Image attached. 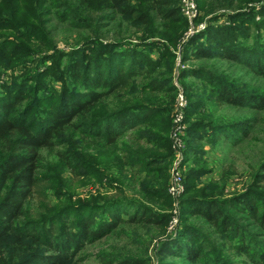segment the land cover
Wrapping results in <instances>:
<instances>
[{
	"label": "trees",
	"instance_id": "obj_1",
	"mask_svg": "<svg viewBox=\"0 0 264 264\" xmlns=\"http://www.w3.org/2000/svg\"><path fill=\"white\" fill-rule=\"evenodd\" d=\"M178 1L0 0V71L23 68L0 85V264H77L86 245L122 234L135 240L143 228L164 237L159 264H264V158L238 192H225L232 171L223 170L219 184L201 180L211 171L205 144L234 146L254 125L249 116L211 115L224 105L264 111V90L187 64L219 59L264 78V4L243 10L249 0H224L234 7L225 22H218L221 14L208 17L182 44L183 154L194 159L183 180L179 229L166 235L172 49L188 27ZM212 2L196 5L206 15ZM52 14L78 28L96 26L61 49L50 35ZM115 19L136 41L100 36L99 22ZM43 149L56 156L55 165L42 162ZM88 184L98 187L81 197L77 189ZM194 217L209 230L189 221ZM98 255L107 264H149Z\"/></svg>",
	"mask_w": 264,
	"mask_h": 264
},
{
	"label": "rangeland",
	"instance_id": "obj_2",
	"mask_svg": "<svg viewBox=\"0 0 264 264\" xmlns=\"http://www.w3.org/2000/svg\"><path fill=\"white\" fill-rule=\"evenodd\" d=\"M73 3V0H69ZM179 2V1H178ZM262 4H264V0H249L246 2L242 9L245 10L249 7H254L255 9L259 8ZM212 6L214 9L210 14H204V11L197 7V17L192 21L191 26L188 25L187 28L192 29V33L189 35L196 33L193 32L195 27L198 24L205 22L208 17L214 16L215 14H221L218 22H225V17L227 13L234 10V7L225 6L224 0H213ZM89 11H79L82 16H89ZM94 13L91 14L93 16ZM203 19L199 20L198 16H202ZM118 19L115 20H106L100 21L97 28L100 33V36L105 40L116 39L117 37H125L129 38L132 41H136L135 33L132 28H129L125 22L119 24ZM96 26V23H91V29ZM50 29V35L56 42L57 46L61 49H69L70 46L77 45L81 43L83 38L92 35V30L89 28H78L69 22H62L59 20L57 16L52 14L51 20L48 25ZM204 29V28H203ZM202 29V30H203ZM201 31V30H200ZM182 37L180 42L176 46L175 49H172L175 53V65L172 70L171 82L176 87V94L179 90L182 91V84L178 80L177 76L179 74V70L184 66L181 63V48L182 44L189 37ZM154 55V53H153ZM156 55V53H155ZM154 55V56H155ZM187 64H192L195 66H200L210 71L216 73H224L230 76H238L240 80L246 81L247 84L252 86H257L260 90H264V78L251 76L248 71H245L242 67L233 64L229 61H223L219 59L212 60H198L191 61ZM23 68L20 66L16 67L13 70L10 69H2L0 71V85L8 84L11 82V76L18 75ZM194 82H197L194 79H191ZM199 85V89L203 90L201 83H197ZM205 90V88H204ZM204 92V91H203ZM202 92V93H203ZM184 95V94H183ZM185 97V96H184ZM186 99V98H185ZM187 102V101H186ZM207 104V103H206ZM210 104L208 103L206 106V111L210 113ZM215 109V108H214ZM185 110V109H184ZM211 114V113H210ZM184 116V111H183ZM213 119H240L245 118L246 116L254 118L253 128L250 130L247 138L243 141H239L231 146L229 144L220 143V145L211 147L209 144H205L204 149L206 153L203 155V158L206 159L207 166L211 169V171L202 177V181L209 182L213 181L216 183H220L221 175L223 170L232 171L233 174L227 175L224 178L225 181V192L232 193L238 192L241 190L244 182L248 181L250 178V173L253 168L257 167L260 161L264 158V111H250L249 109H240L230 106H221L219 107L212 115ZM184 136V134H183ZM184 141V140H183ZM42 154V162L48 164L49 166L55 165L57 158L52 152H48L43 149L41 151ZM180 157L177 159L176 156L172 158L171 167L174 164L177 165V170L182 177L183 182V191L179 196H171L172 207L169 212L171 216L176 218V222L169 228L170 222L167 225V236H174L179 229L180 224V197L184 192V176L186 171L193 165V159L189 158L188 160H184L183 151L179 155ZM176 162V163H175ZM169 183L171 181L170 171H169ZM96 186L86 185L84 187H80L77 189L78 194L81 197H84L89 192H95ZM171 217V219H172ZM190 222L195 223L198 226L203 227V230H209V228L203 224V221L199 217H194L189 219ZM173 223V222H172ZM139 234L141 237L138 239H133L132 237L122 234L121 236H108L100 239L99 241L94 242L93 244L86 245L84 250L82 251V255L87 256L85 259L79 261L77 264H107L105 263L100 256L99 252H107V253H117L123 255H132L137 256L139 258L146 259L149 264H159V256L157 252V247L159 243L163 240V236H160L156 231L149 232L145 228L139 230ZM166 237V236H165ZM170 258V257H168ZM171 259V258H170ZM240 260V259H238Z\"/></svg>",
	"mask_w": 264,
	"mask_h": 264
},
{
	"label": "built area",
	"instance_id": "obj_3",
	"mask_svg": "<svg viewBox=\"0 0 264 264\" xmlns=\"http://www.w3.org/2000/svg\"><path fill=\"white\" fill-rule=\"evenodd\" d=\"M179 12L183 18L186 19L188 25L191 26L192 21L197 17V5L196 0H179L178 2ZM205 27V22L198 24L193 32H198ZM192 33V29L187 28L184 38ZM186 99L181 90L176 94L175 101L173 104V109L171 113L172 117V127L170 130V138L172 141V149L174 152V157L178 159L180 153L184 149L183 134L185 129V124L183 123V111L186 107ZM176 163V162H175ZM171 181L167 186V192L170 196H179L183 191V182L180 173L177 170V165L174 164L170 169ZM173 220V221H172ZM169 225V228L176 222V218L173 216Z\"/></svg>",
	"mask_w": 264,
	"mask_h": 264
}]
</instances>
